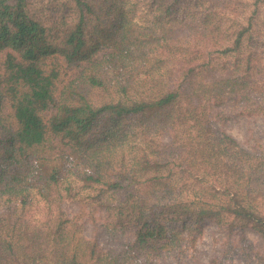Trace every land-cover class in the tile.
<instances>
[{
    "label": "trees",
    "instance_id": "obj_1",
    "mask_svg": "<svg viewBox=\"0 0 264 264\" xmlns=\"http://www.w3.org/2000/svg\"><path fill=\"white\" fill-rule=\"evenodd\" d=\"M29 1L0 0V264H264V150L222 129L264 117V0Z\"/></svg>",
    "mask_w": 264,
    "mask_h": 264
},
{
    "label": "rangeland",
    "instance_id": "obj_2",
    "mask_svg": "<svg viewBox=\"0 0 264 264\" xmlns=\"http://www.w3.org/2000/svg\"><path fill=\"white\" fill-rule=\"evenodd\" d=\"M66 1L68 0H30L29 6L35 15L40 16L45 20L48 19V23L51 24V18L56 19L61 13L66 11ZM237 2L241 3L242 0H238ZM260 9L261 11L259 16L255 21V25L257 27L256 30L259 28L262 30L264 29L263 6ZM242 11L249 13V10ZM49 14H52L53 17L50 18L51 15ZM262 34L264 35V33ZM222 129L233 136L242 146L250 148L251 145L260 144L264 150V117L262 115H242L230 118L222 125ZM69 202H71V200H69L68 203ZM32 210H34V208ZM165 227L170 228L172 226L165 225ZM88 228L86 227L84 230ZM85 233L87 234V230ZM227 235L228 232L225 227L221 228L214 223L205 222L202 226L201 233H198L196 240L194 241V243H196L194 248L188 250L186 253L188 263H196L195 261L207 262L218 253V245L224 242ZM246 236L255 244L262 243V239L253 231L248 230ZM234 261L229 260L228 262L236 264L237 260L235 259Z\"/></svg>",
    "mask_w": 264,
    "mask_h": 264
}]
</instances>
